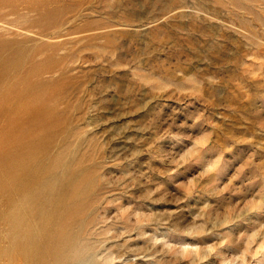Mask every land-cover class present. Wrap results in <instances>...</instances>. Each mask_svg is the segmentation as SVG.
I'll list each match as a JSON object with an SVG mask.
<instances>
[{
    "label": "rangeland",
    "instance_id": "obj_1",
    "mask_svg": "<svg viewBox=\"0 0 264 264\" xmlns=\"http://www.w3.org/2000/svg\"><path fill=\"white\" fill-rule=\"evenodd\" d=\"M0 264H264V0H0Z\"/></svg>",
    "mask_w": 264,
    "mask_h": 264
}]
</instances>
